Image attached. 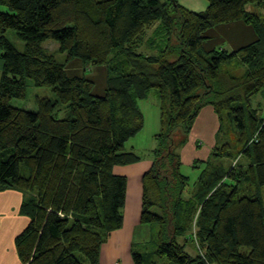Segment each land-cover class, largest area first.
I'll list each match as a JSON object with an SVG mask.
<instances>
[{
  "label": "trees",
  "instance_id": "obj_1",
  "mask_svg": "<svg viewBox=\"0 0 264 264\" xmlns=\"http://www.w3.org/2000/svg\"><path fill=\"white\" fill-rule=\"evenodd\" d=\"M177 1L0 0L6 8L0 10V191L25 196L20 211L29 222L15 239L23 264H99L102 244L123 224L127 178L114 167L140 159L126 143L144 127L139 101L152 90L163 144L159 155L152 150L153 163L164 158L176 178L169 189L156 164L142 176L140 222L160 226L158 257L173 264H264V23L248 9L264 0H204L200 11ZM233 22L256 38L230 52L203 49L209 29ZM156 25L147 41L157 55L138 53ZM8 30L24 42L23 51L7 39ZM174 34L178 47L169 45ZM46 40L57 41L67 60L106 64V93L93 95L86 76L68 77ZM237 59L247 65L243 73L224 69ZM28 78L55 93L37 97L36 111L10 104L25 98ZM206 106L216 113L218 134L225 128L232 137L214 146L210 159H194L191 166L201 171L189 189L172 134L190 133ZM59 108L68 110L65 117L56 115ZM220 157L244 162L226 171ZM193 237L201 250L194 255L186 250ZM132 257L145 260L135 249Z\"/></svg>",
  "mask_w": 264,
  "mask_h": 264
},
{
  "label": "rangeland",
  "instance_id": "obj_2",
  "mask_svg": "<svg viewBox=\"0 0 264 264\" xmlns=\"http://www.w3.org/2000/svg\"><path fill=\"white\" fill-rule=\"evenodd\" d=\"M200 0H178L177 3L181 6L193 10L192 7L195 8L198 6L196 3ZM204 1V0H203ZM194 6H191L193 5ZM248 9L256 12L260 15L262 22L264 23V6L258 7L256 4H248ZM0 10H6L5 7L0 8ZM193 10V11H194ZM230 26H226L228 24H217L208 31V38L205 40L203 44V49H209L210 48H216V49H225L227 52L233 51L234 48L241 46L242 44H246L248 42L253 41L256 38V35L252 30H249L245 27V25L242 24V22H233L230 23ZM239 28V31L236 30V28ZM157 25L153 28H150L147 30L145 36L141 39V42L137 44L136 51L138 53H144L146 55H157L158 53V47L152 48V46H149L148 44V37H151L155 34V31L157 29ZM210 32V33H209ZM7 39L12 43V45L18 50L23 51L24 49V42L20 40L16 36V32L14 30H8L6 33ZM238 38L239 42H236ZM138 43V42H137ZM179 44L178 37L174 34L171 35L169 45L172 47H176ZM43 46L48 50V52L55 55L56 61L59 63H62L64 65L65 72L68 77L73 76H86L87 78L91 79L93 81V89L92 94L95 96H102L106 93L107 90V69L106 64H93V63H84L80 58H73L71 60H67V54L66 52H60L59 51V44L57 41L54 40H46L43 43ZM178 47V46H177ZM173 55H177L178 51H173ZM170 56V60H174V56ZM112 61L115 60L114 53H112L109 57ZM245 66L247 68V65L239 63L238 59L233 60L231 62L226 63L223 67L224 69H227L229 71L235 72V74H241L243 73ZM101 69V70H100ZM102 71V73L100 72ZM37 97H48L51 99L55 98V93L49 86H36L31 79H27V86H26V96L23 99L20 98H12L10 100V104L17 108H23L30 111H36L37 110V103L36 98ZM261 94L257 95L253 99V104H255L258 100L261 99ZM139 107L142 110L145 118V125L143 130L138 133L135 137L131 138L126 143V149L127 150H133L137 155H139L140 159L144 160L146 159L145 153L146 150H151L158 147V155L160 154L159 150L161 145H163L159 140V134L160 131V125H159V117H160V102L158 96L155 94L154 90L150 92L147 98L142 99L139 101ZM68 110L66 108H59L56 111V115L59 118L65 117L67 115ZM219 129V128H218ZM161 132V131H160ZM211 137L214 138V146L220 147L224 143H227L230 141V137L232 135L226 134L225 128L218 134V130L216 133H212ZM199 138L198 141L201 142L205 141L202 137ZM191 140V134L189 132H183L182 130H177L172 134V141L174 144V149L176 153L175 157L179 156L181 160H183V164L180 167V171L182 174L188 176L189 178V184L188 188L191 189L195 186V181L197 180V177L201 171V167H191L190 165H187L184 163L185 159L181 155V150L183 148V145L186 144ZM206 141L209 142V144H213V140L207 139ZM212 148H210L209 154L205 153L203 157L196 158L201 160L210 159V154L212 153ZM152 155V153H151ZM152 158V157H151ZM153 159V158H152ZM212 163H215V160H212ZM218 161L221 162L224 165V169L227 171L229 168H236L238 164H243L244 157H241L240 159L237 158H227V157H220L218 158ZM165 159H160L158 163L154 162L153 167L158 168L160 170L158 176H166V182L167 187L170 189V187H176V184L174 183L176 178H172L170 173V168H167L166 165L164 166ZM156 164V166L154 165ZM160 180V179H159ZM164 182V181H163ZM162 183V182H159ZM186 187V188H187ZM262 189V200L264 203V187H261ZM21 191V190H19ZM22 192V191H21ZM169 192V191H168ZM189 190L185 193L186 195L189 194ZM23 193V192H22ZM25 198L23 193V199ZM22 199V200H23ZM172 204L171 200H169ZM169 203V202H167ZM22 204V203H21ZM165 204V203H163ZM158 206V205H157ZM170 207V206H169ZM21 208V205H20ZM154 209L157 208H151V211L153 212ZM158 210L162 209L158 207ZM19 212L21 215H23L19 209ZM163 212V211H162ZM170 223H172V220H169ZM151 231L148 232L145 230L146 235H144L143 231L140 232L139 235L135 238L136 247L134 248L137 253L141 254L145 260L142 264H173L170 260L167 258H161L158 257L156 250H157V242H158V236L160 232V226L158 224H152L151 225ZM171 226V224H170ZM169 227V226H168ZM172 232V231H171ZM168 233V231H167ZM170 233V231H169ZM168 233V235H169ZM189 234H186L184 237L188 238ZM193 236H195V233H193ZM194 237L192 238V240ZM183 241V238H180V242ZM199 247V244L196 239L193 241L189 240L186 241V250L194 255L196 254V250ZM201 252V250H199Z\"/></svg>",
  "mask_w": 264,
  "mask_h": 264
},
{
  "label": "crops",
  "instance_id": "obj_3",
  "mask_svg": "<svg viewBox=\"0 0 264 264\" xmlns=\"http://www.w3.org/2000/svg\"><path fill=\"white\" fill-rule=\"evenodd\" d=\"M196 5L198 6L195 11H200L206 7L203 0L198 1ZM191 6H194V4ZM192 9L194 10V7ZM230 25L229 23L226 26ZM236 30L239 31V28L237 27ZM236 42H239L238 38ZM2 68L3 61L0 58V73ZM100 72L102 73V71ZM218 126L219 121L213 109L209 106L202 108L190 130L191 140L183 145L180 152L185 159L184 163L191 166L194 159L203 157L205 153L209 154L210 148L215 145L211 134L216 133ZM198 136L204 138L205 141L200 140L201 142H199ZM206 137L208 140H213V144L210 145L206 141ZM152 150H146V159L144 160L139 159L131 164L114 167L115 174L127 178L123 224L120 229L112 231L107 241L102 244L99 264H136L132 257V250L136 247L135 238L141 231L146 235L145 230L150 232L152 227L140 222L143 196L142 176L153 165L154 154L151 155ZM133 152L135 153V151ZM22 199L23 193L18 189L0 191V264H23L17 254L15 244L16 236L23 231L29 222V218L19 212L20 205L23 202Z\"/></svg>",
  "mask_w": 264,
  "mask_h": 264
}]
</instances>
